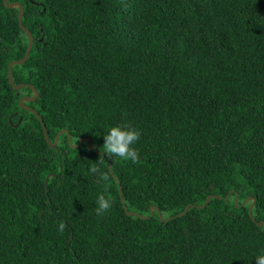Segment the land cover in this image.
Listing matches in <instances>:
<instances>
[{
	"label": "trees",
	"instance_id": "trees-1",
	"mask_svg": "<svg viewBox=\"0 0 264 264\" xmlns=\"http://www.w3.org/2000/svg\"><path fill=\"white\" fill-rule=\"evenodd\" d=\"M10 1L35 38L14 82L36 87L52 141L67 131L51 146L21 106L33 91L8 66L29 37L0 0V264H256L264 0ZM119 123L139 159L104 154L101 179L88 169Z\"/></svg>",
	"mask_w": 264,
	"mask_h": 264
},
{
	"label": "clouds",
	"instance_id": "clouds-1",
	"mask_svg": "<svg viewBox=\"0 0 264 264\" xmlns=\"http://www.w3.org/2000/svg\"><path fill=\"white\" fill-rule=\"evenodd\" d=\"M104 137V151L102 155L96 160L98 163H94L89 166V172L93 174L100 173V178L103 179L106 173L101 172L98 164H102L105 160L104 154L107 157L116 156L124 160H130L136 162L139 159V153L137 148L133 145L139 140L141 132L138 128L126 126L123 123L109 126L105 133L102 134ZM112 205L111 196L100 194L97 197V215L103 214L106 210L110 209ZM60 230H63L64 224L61 222L59 225ZM256 264H264V252L255 257Z\"/></svg>",
	"mask_w": 264,
	"mask_h": 264
},
{
	"label": "water",
	"instance_id": "water-1",
	"mask_svg": "<svg viewBox=\"0 0 264 264\" xmlns=\"http://www.w3.org/2000/svg\"><path fill=\"white\" fill-rule=\"evenodd\" d=\"M4 2L6 3V6L7 7H14V6H17L19 8V22H20V25L22 26V28L26 31L28 37H29V42H28V47H27V50H26V53H25V56L22 58V59H14L12 60L10 63H9V66H8V78H9V82L16 88V89H20L21 87L25 86V85H30L31 88H32V91H33V95H24L20 98V104L22 107L26 108V109H29L30 111H33L34 113H36V115L39 117V119L41 120L42 122V125H43V129H44V133H45V137H46V140L49 142V144L51 146H57V143H58V138L59 136L64 132V131H67L65 129L63 130H60L55 139L52 141L50 139V136H49V132H48V129L46 127V123L44 122L43 120V117L42 115L39 113V111L37 109H35L34 107L32 106H29V105H26L25 102L26 101H30V100H34L36 99V97L38 96V91L36 89V87L33 85V84H29V83H19V84H16L14 82V78H13V66L14 64H21V63H24L28 58H29V55H30V52H31V49H32V46L34 44V35L33 33L25 26V24L23 23V15H24V6L23 4L20 2V1H10L9 0H4ZM22 121V117H20L19 119V122L20 123ZM68 136H69V140L71 139L70 137V134L68 132ZM87 141L88 143H90V140L88 137H81L77 144H74L75 147H79L83 141ZM71 141V140H70ZM110 167H111V164H110ZM46 183H47V179H46ZM120 193L122 195V187H120ZM217 197H221L219 195H215ZM211 195H208L207 199H206V202L203 204H207L209 199H210ZM238 200V197L235 198V202H237ZM247 200V199H246ZM245 200V201H246ZM252 206H253V203H251L250 205V209H249V212L251 213L252 211ZM154 209V206L151 207V212H153L152 210ZM188 209V206L185 208V210L180 213V214H183L187 211ZM129 213H132V211H129ZM254 218V216H252ZM258 224L261 226L264 224V220H261L258 222Z\"/></svg>",
	"mask_w": 264,
	"mask_h": 264
}]
</instances>
